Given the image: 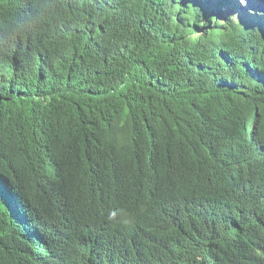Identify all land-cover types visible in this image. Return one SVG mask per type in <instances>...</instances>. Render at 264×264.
<instances>
[{
	"label": "trees",
	"instance_id": "1",
	"mask_svg": "<svg viewBox=\"0 0 264 264\" xmlns=\"http://www.w3.org/2000/svg\"><path fill=\"white\" fill-rule=\"evenodd\" d=\"M262 154L264 0H0V264H264Z\"/></svg>",
	"mask_w": 264,
	"mask_h": 264
},
{
	"label": "clouds",
	"instance_id": "2",
	"mask_svg": "<svg viewBox=\"0 0 264 264\" xmlns=\"http://www.w3.org/2000/svg\"><path fill=\"white\" fill-rule=\"evenodd\" d=\"M4 36H5V40H15L16 38H18L19 36H21L23 33H24V30H25V26L23 25V23L18 20V19H15L13 21H10L8 23V25L6 27H4ZM262 158L264 160V154H262ZM125 193H126V196L124 195V192L121 190L120 193H119V196H115L113 198V202H122V201H125L126 204L123 206L126 210L128 211H132L133 208L136 206H140L142 204H146V205H151V204H154V201L153 200H141V199H138L136 198L132 191L129 190V189H126L125 188ZM109 212L108 213V219L111 220V221H114V222H117V223H120V224H123L125 226H128L132 223V219L129 218L127 216V214H122L120 216L117 215V210H114V209H109Z\"/></svg>",
	"mask_w": 264,
	"mask_h": 264
}]
</instances>
